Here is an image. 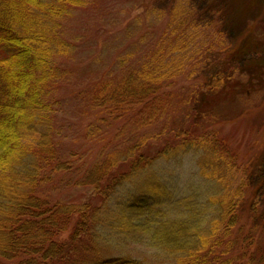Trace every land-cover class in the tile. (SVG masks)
Here are the masks:
<instances>
[{
  "label": "rangeland",
  "instance_id": "374dc122",
  "mask_svg": "<svg viewBox=\"0 0 264 264\" xmlns=\"http://www.w3.org/2000/svg\"><path fill=\"white\" fill-rule=\"evenodd\" d=\"M175 4L182 8L171 16ZM60 23L75 50L58 59L66 74L55 87L61 105L52 113V123L69 169L49 170L36 196L52 207L84 204L90 209L83 217L73 213L56 236L59 243L79 244V260L70 264L117 255L145 264H188L184 247L174 253L156 246L150 232L139 226L125 231L103 220L105 215L118 217L123 212L118 205L133 195L160 190L185 197L183 203H170L177 207L170 216L173 223L154 228L163 240L181 245L208 239L196 256L210 264H264V0H90L71 8ZM167 36L174 45L185 40L182 50L205 69L194 73L187 66L162 84L166 93L159 97L168 110L160 120L149 118L154 114L150 108L111 120L102 108L93 107L97 84L120 77L121 54L129 56L130 68H137ZM221 38L230 50L218 46ZM217 73L227 81L213 98L203 83L214 82L210 78ZM198 137L202 147L212 146L216 153L221 137L229 147L217 155L225 164L226 158L235 164L223 183L201 175L198 161L205 150L199 145L183 154L172 149L178 141ZM166 143V154L159 156ZM118 154L122 158L111 166ZM97 168L102 171L92 176ZM113 173L129 176L110 189ZM221 185L233 193L240 189L242 208L237 207L246 217L232 225L219 223V201L208 202L215 194L222 201L224 196L214 191ZM257 204L258 213L249 219L247 210ZM214 222L219 223L216 230ZM253 224L260 229L252 230Z\"/></svg>",
  "mask_w": 264,
  "mask_h": 264
},
{
  "label": "trees",
  "instance_id": "16d2710c",
  "mask_svg": "<svg viewBox=\"0 0 264 264\" xmlns=\"http://www.w3.org/2000/svg\"><path fill=\"white\" fill-rule=\"evenodd\" d=\"M89 1L0 0V264H70L79 260V254L76 252L79 244L76 246L75 241L59 243L56 236L59 229L62 230L68 225L73 213L81 212L83 217L88 215L90 209L84 204L52 207L47 201L38 200L36 193L40 189L39 186L47 182L44 176L49 170L52 173H60V169L67 168L59 141L55 142V134H58L55 133L52 123V113L61 105L60 98L54 94L55 87L66 74L58 59L73 53L75 47L63 37L60 21L68 16L71 8L82 6ZM181 8L182 5L179 10V5L175 4L170 15L178 14ZM172 40L170 42L169 36L161 39L158 42L159 48L151 51L146 61L137 68H130L127 65L129 56L121 54L118 58L120 77L115 81L109 79L97 84L99 87L90 99L93 107L102 108L109 116L108 119H116L115 116L120 118L121 113L143 114L144 108H150L154 114L149 118L153 122L160 120L165 110H168V105L159 97L166 93L162 84L170 82L179 72H184L187 66L190 72L194 73L203 72L205 69L201 66L203 62L182 50L181 46L186 43L185 40L175 45ZM217 44L230 50L224 38ZM180 50L183 55L179 53ZM221 71L219 72L222 74ZM221 74L217 73V78H210L216 79L214 82L203 83L209 85L206 89L211 97H215L226 80ZM219 139L220 149L217 153L212 146L202 147V138L199 137L196 140L187 138L178 141L172 149H177V153L183 154L189 150L187 148L199 145V149L205 150L198 161L201 175L219 183L221 179L223 183V175L226 171L231 172L235 164L228 158L225 159V164L224 160L217 156L222 150L229 148L223 143L222 137ZM167 146H170L169 143L159 149V156L166 154ZM197 147L195 149H198ZM119 155L121 154L115 156V160L110 159L111 166L117 164V159L122 158ZM166 157L169 158L168 155ZM101 171L102 168H97L94 172L91 170L92 176H98ZM109 172L111 168L105 169V173ZM139 174L138 172L136 176ZM119 175L121 176L113 173V177L109 178L108 185L112 187L110 189L125 182L129 173ZM224 189L226 190L225 185L220 190L219 186L214 188V191L217 190L224 196L222 201L215 194L208 198V202L219 201V223L229 222V225H232L244 219L246 214L238 209L240 204L242 208L241 200L239 204L240 189L237 188L235 193ZM160 191L153 194L143 191L140 195H133L134 197H130L124 204L118 205V208L123 210L118 217L105 215L103 220L108 219L106 224L110 227H121L125 231L139 226L142 231L151 233L149 235L153 237L156 246L173 249L174 253L181 252V247H184L187 257L183 260L188 264H210L209 259L203 260L204 256H196L203 249V240L200 242L199 239H194L192 243L185 241L180 245L174 240H163L158 232L154 231V228L159 230L163 224L173 223L174 219L171 220L170 216H174L177 207L170 203H183L185 199L184 196L175 198L171 193L163 195L164 191ZM257 208L258 204L250 210L246 209L249 219L258 213ZM110 211L113 209L108 208V212ZM214 223L213 228L216 230L219 223ZM253 226L252 230L260 229L256 224ZM208 243L210 242L206 239L204 245ZM260 250L264 252V247ZM90 262L91 259L88 263ZM92 264L145 262L117 255L93 260Z\"/></svg>",
  "mask_w": 264,
  "mask_h": 264
}]
</instances>
